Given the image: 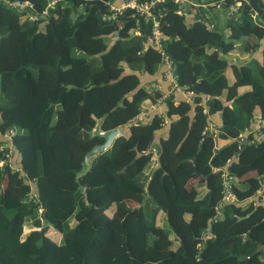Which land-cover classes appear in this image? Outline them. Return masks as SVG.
<instances>
[{
	"label": "trees",
	"instance_id": "obj_1",
	"mask_svg": "<svg viewBox=\"0 0 264 264\" xmlns=\"http://www.w3.org/2000/svg\"><path fill=\"white\" fill-rule=\"evenodd\" d=\"M13 1L49 2L0 0V134L15 165H0V264H264V0H190L183 16L159 2L160 48L191 101L170 93L139 124L158 97L140 76L163 74L151 19L59 0L31 20ZM97 124L121 134L87 167ZM223 173L236 203H221Z\"/></svg>",
	"mask_w": 264,
	"mask_h": 264
},
{
	"label": "built area",
	"instance_id": "obj_2",
	"mask_svg": "<svg viewBox=\"0 0 264 264\" xmlns=\"http://www.w3.org/2000/svg\"><path fill=\"white\" fill-rule=\"evenodd\" d=\"M59 0H49L46 8L41 12L37 13L33 5L29 2L26 1H13V2H8V6L10 9L14 10L17 13L23 14L26 18L31 19V20H36L39 19L45 15H47V10L50 8H53L55 4ZM163 0H149L148 2L145 3H140L137 2L136 0H124V3L120 7H115L113 4L109 6V10L112 12L114 18V14L119 12L120 10L124 9H131L134 11V14L139 15L140 17H143L144 20H150L152 23L151 27V34L148 39V42L157 48L158 52L161 55V60H162V66H163V77L164 79L168 82L169 84V91L167 93H162L161 92V87L160 86H155V91L158 94V97L152 101V105L148 107V109L140 114L138 117L135 118L134 122L136 123H146L150 120V118L154 115V111L156 109V106L159 104L163 103L165 98L170 94H181L182 96L185 97L188 101H191V94L181 87L178 86L176 82V77L173 75V63L171 59L165 54V52L160 48V40H161V33L159 32L158 28V23L156 19L153 16L152 10L157 6L159 2H162ZM172 1L173 3L177 4L179 6L178 10V15L183 16V12L186 11V4H190V0H169ZM222 2H219L215 4L216 9H220L222 6ZM193 6H195L193 4ZM236 12H239L238 6H235ZM187 16V14L185 15ZM234 20H236L237 14H233ZM207 20L210 21V18L206 17ZM200 21V20H197ZM211 28L213 27V23L211 21L207 24ZM156 114V113H155ZM11 134L9 135H1L2 140H6L7 143L4 144L1 148H8V153L4 156V159L1 161L0 165L3 164H8L11 168H15L14 162H12L11 155L13 154V151L11 150V147L8 145L9 141L11 140ZM243 139H241L242 141ZM222 178V186H223V192H222V205L224 204H229V203H236L237 198L234 195L232 191V185L234 183L233 179L231 176L227 175L226 173H223L221 175ZM264 187V182L262 185V188ZM260 188L257 191V195L260 196V200L262 203H264V195L261 193Z\"/></svg>",
	"mask_w": 264,
	"mask_h": 264
},
{
	"label": "crops",
	"instance_id": "obj_3",
	"mask_svg": "<svg viewBox=\"0 0 264 264\" xmlns=\"http://www.w3.org/2000/svg\"><path fill=\"white\" fill-rule=\"evenodd\" d=\"M124 3V0H116L113 5L115 7H120L122 4ZM192 13L188 14L185 19L187 22H191L192 20ZM211 23H215L217 24L219 27L223 26L224 25V18L222 15H220L216 21H214V18L213 20L211 21ZM253 55H257V54H253ZM140 80H141V85L144 86L146 88L147 91L149 92H156L155 91V86H160L161 87V92L162 93H167L169 91V84L168 82L164 79L163 75L161 72H159L157 75L155 76H147L145 74L141 75L140 76ZM175 97L177 99H180V98H184V96H182L181 94H175ZM152 105V100L148 99V106H151ZM165 111L164 109V106H163V103L159 104L158 106H156V109L154 111V114L155 113H159V114H163ZM167 127H165L164 129H162L160 132H158L156 134V141L159 140V138H162V137H165L167 135ZM120 131V134H121V130L119 129ZM173 218H177V215L174 216ZM163 219V222H162V225H164V228H168V225L166 223V220H165V217L163 216L162 217Z\"/></svg>",
	"mask_w": 264,
	"mask_h": 264
},
{
	"label": "water",
	"instance_id": "obj_4",
	"mask_svg": "<svg viewBox=\"0 0 264 264\" xmlns=\"http://www.w3.org/2000/svg\"><path fill=\"white\" fill-rule=\"evenodd\" d=\"M93 136H100L104 140L101 144L96 145L86 156L84 157V161L87 167L91 165V159L102 152L106 151L113 143L114 139L120 135L119 129H113L106 132L100 131L99 124H97L92 132ZM249 236L246 234L244 239H247Z\"/></svg>",
	"mask_w": 264,
	"mask_h": 264
},
{
	"label": "rangeland",
	"instance_id": "obj_5",
	"mask_svg": "<svg viewBox=\"0 0 264 264\" xmlns=\"http://www.w3.org/2000/svg\"><path fill=\"white\" fill-rule=\"evenodd\" d=\"M158 221H159V224L161 225V224H162V222H163V219H162V217H160Z\"/></svg>",
	"mask_w": 264,
	"mask_h": 264
}]
</instances>
